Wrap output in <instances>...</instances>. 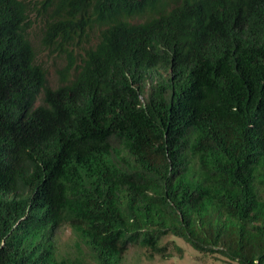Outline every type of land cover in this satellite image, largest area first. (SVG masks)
<instances>
[{
	"label": "trees",
	"instance_id": "16d2710c",
	"mask_svg": "<svg viewBox=\"0 0 264 264\" xmlns=\"http://www.w3.org/2000/svg\"><path fill=\"white\" fill-rule=\"evenodd\" d=\"M170 1L42 0L49 46L101 29L53 89L0 0V264H81L63 227L96 264L168 236L264 264V0Z\"/></svg>",
	"mask_w": 264,
	"mask_h": 264
},
{
	"label": "rangeland",
	"instance_id": "374dc122",
	"mask_svg": "<svg viewBox=\"0 0 264 264\" xmlns=\"http://www.w3.org/2000/svg\"><path fill=\"white\" fill-rule=\"evenodd\" d=\"M28 4V24L27 37L31 42L37 57L38 63L47 71L48 86L57 88L60 84V78L65 71L70 56L67 53L72 52L77 61L80 63L87 49L96 44L100 28L95 26L92 29H86L81 37L73 35L74 39L68 44H61L59 39L53 44L46 43L47 26L57 16L56 5L41 4L42 0H27ZM170 6L173 4L169 0ZM65 14V12H64ZM164 244H168L173 252L170 259H161L158 256L149 258V250L139 246H131L124 255V264H231L227 259L218 255H205L195 251L189 244L179 238L168 236L163 240ZM175 245L183 249L181 256L174 251ZM84 247V246H83ZM76 241L74 234L68 227H63L57 235V255L60 259L76 262L80 260L81 264H96L93 254L83 248ZM82 254V255H81ZM217 256V257H216Z\"/></svg>",
	"mask_w": 264,
	"mask_h": 264
}]
</instances>
